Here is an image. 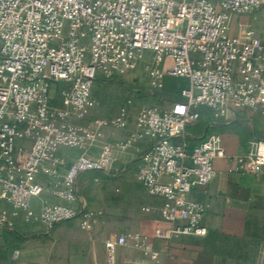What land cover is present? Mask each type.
<instances>
[{
    "label": "built area",
    "instance_id": "1",
    "mask_svg": "<svg viewBox=\"0 0 264 264\" xmlns=\"http://www.w3.org/2000/svg\"><path fill=\"white\" fill-rule=\"evenodd\" d=\"M263 6L264 0H0V201L48 229L76 219L90 226L94 214L76 207L78 177L112 171L117 152L146 135L152 145L138 178L161 201L169 236H207L209 207L192 195L213 182L216 162L228 156L219 133L194 140L190 129L203 109L214 119L233 106L264 113V35L250 23L230 34L231 24ZM148 55L152 94L162 98L166 78L188 87L181 99L141 109L142 133L91 156L107 127L128 126L126 108L119 117L88 122L87 112L98 106L96 83L125 81ZM168 60L173 65L158 68ZM63 149L81 154L66 167ZM249 165L264 168V141L253 139L245 156L233 158L236 173L246 174ZM45 194L54 201L34 216L33 200ZM4 224L12 226L5 216ZM117 243L152 254L138 232Z\"/></svg>",
    "mask_w": 264,
    "mask_h": 264
},
{
    "label": "crops",
    "instance_id": "2",
    "mask_svg": "<svg viewBox=\"0 0 264 264\" xmlns=\"http://www.w3.org/2000/svg\"><path fill=\"white\" fill-rule=\"evenodd\" d=\"M147 64L148 60L142 62L138 69ZM171 65L173 61L168 60L165 67L158 68L165 70ZM183 84L174 78L164 80L167 90ZM137 86L134 95H151V106L168 105L175 97L162 99L152 94L149 77ZM135 106L136 102L123 107L128 111L127 128L107 127L105 138L95 145L91 156L99 157L105 144L115 145L130 134L143 132L136 120L141 109ZM120 112L106 118L95 108L86 115L91 122L119 117ZM201 116L190 129L192 139L199 140L215 131L222 136L228 156L216 162L213 182L192 195L209 207L204 221L207 236H169L168 225L160 215L161 201L150 197L138 178L152 145L145 135L133 147L117 152L112 171L85 172L78 177L76 207L94 214L90 226L76 219L48 229L41 221L28 222L23 214L14 215L13 207L0 201V217L12 223L0 225V264H110V255L114 264H264V168L258 171L249 165L244 175L233 170V158L245 156L253 139L264 141V113L233 106L224 117L214 119L206 109ZM80 154L78 150L63 149L64 165L69 166ZM45 201L54 200L49 194L33 200L34 216L39 215ZM131 232L148 237L152 254L117 243L119 237Z\"/></svg>",
    "mask_w": 264,
    "mask_h": 264
},
{
    "label": "rangeland",
    "instance_id": "3",
    "mask_svg": "<svg viewBox=\"0 0 264 264\" xmlns=\"http://www.w3.org/2000/svg\"><path fill=\"white\" fill-rule=\"evenodd\" d=\"M247 24H252V26L256 29V31L264 35V6L257 11L254 15L243 19L242 21L238 22L235 21L233 25H230V34L237 35L243 33L245 30V26ZM148 64L152 63V55H148ZM147 64V65H148ZM148 69L147 68H140L135 73L131 74V78L129 81H99L96 83L94 88L95 97L98 102V111L99 115H105L102 117L110 118V113L115 111H121V109L125 105L131 106L136 102V108L143 109L147 108V106H151V101L149 98L151 95L144 94L140 92L139 95L135 96L134 92L138 88L137 85L140 84V81L144 79H148ZM167 81V80H166ZM165 81V85H166ZM137 84V85H136ZM178 87L174 90H167L164 88V91L160 92V95L163 97H174ZM164 95V96H163ZM166 97V98H167ZM134 106V105H133ZM28 147L27 143L23 145L21 152L23 154L27 153Z\"/></svg>",
    "mask_w": 264,
    "mask_h": 264
},
{
    "label": "trees",
    "instance_id": "4",
    "mask_svg": "<svg viewBox=\"0 0 264 264\" xmlns=\"http://www.w3.org/2000/svg\"><path fill=\"white\" fill-rule=\"evenodd\" d=\"M177 80H181V81H183L184 84H183L182 86H180V87L177 89V91H176V93H175V97H174V99H181L180 91H181L183 88L188 87V82H187L186 80H183V79H177Z\"/></svg>",
    "mask_w": 264,
    "mask_h": 264
}]
</instances>
